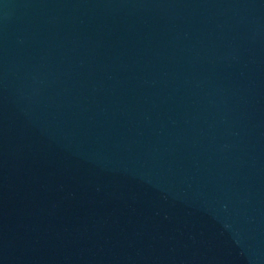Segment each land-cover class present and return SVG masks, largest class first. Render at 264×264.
<instances>
[{"label":"water","instance_id":"95a60500","mask_svg":"<svg viewBox=\"0 0 264 264\" xmlns=\"http://www.w3.org/2000/svg\"><path fill=\"white\" fill-rule=\"evenodd\" d=\"M0 264H264V0H0Z\"/></svg>","mask_w":264,"mask_h":264}]
</instances>
